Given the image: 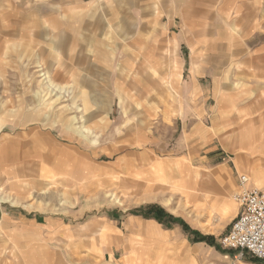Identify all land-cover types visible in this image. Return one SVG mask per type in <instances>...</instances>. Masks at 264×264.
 <instances>
[{
    "label": "rangeland",
    "instance_id": "374dc122",
    "mask_svg": "<svg viewBox=\"0 0 264 264\" xmlns=\"http://www.w3.org/2000/svg\"><path fill=\"white\" fill-rule=\"evenodd\" d=\"M249 54L264 0H0V191L17 199L0 200V264H264L219 242L237 173L264 185V151L224 122L232 67L233 89L252 75L232 56ZM154 162L197 171V199H145Z\"/></svg>",
    "mask_w": 264,
    "mask_h": 264
},
{
    "label": "crops",
    "instance_id": "0c3cea01",
    "mask_svg": "<svg viewBox=\"0 0 264 264\" xmlns=\"http://www.w3.org/2000/svg\"><path fill=\"white\" fill-rule=\"evenodd\" d=\"M230 1L232 3L233 0ZM5 33H7V31H5ZM172 42L175 43L176 40H172ZM111 56L113 57V54ZM231 60L244 62L245 69L243 70V72L248 73L249 76L250 74L252 75L249 77V79H246V81H242V89H233L235 86V79L233 75L238 73V70L236 66L232 67L233 69L230 72L232 81L229 83L232 86V90L231 95L228 98V103L225 105L226 112L224 114V122L226 124H228L229 122V124H233L235 121L239 122V125L241 126L240 133L237 135L238 137L235 140H237L236 144L242 146V149L245 148L242 145L244 142L246 145L247 143L253 144V142H256L257 144L254 145V149L264 151V54L234 55L232 56ZM255 72L262 76H253ZM43 75L44 76L42 83L44 89L51 94L56 89L55 87L51 86L49 76L46 75V73H43ZM58 77L60 78L61 76L58 74ZM145 84L143 83L141 87L145 96H147L148 91H150L153 86L156 89L155 95H159L162 92L160 83L158 81H155L153 84L150 83L149 85L147 82H145ZM225 84H228V82H225ZM52 97L58 99L57 94H53ZM158 102H160V100L157 101V103ZM235 103H239L237 108L235 107ZM156 108L157 106H151L148 109H144L146 116H150L151 111ZM235 109L238 110V112H234ZM81 132H85V130L83 129L81 130ZM146 135L144 132H142V129L136 128L133 136L137 139V142H139L140 144H144ZM222 145L223 148L229 152L236 151L235 147L231 145H227L225 143H222ZM238 153L239 154H237V157L239 159L243 158L244 151H238ZM139 174H142V193L145 195V199L150 198L147 194L157 190H159V194L161 195L168 193H181L185 201H189L190 199L194 201L197 199V188L199 185L198 172L192 170L188 165L176 164V166L173 167L167 164L163 165L161 162H154L151 163L149 167L141 169ZM239 174L241 173H237V177ZM131 182L132 184L130 185H133V187H140V184L134 183V180H132ZM250 184L264 190V185L261 186L260 177L256 180V183L251 182L250 177ZM0 194L1 201H8L12 205L17 204V199L15 196L3 195L1 191ZM233 203V200H223L217 208V214L219 215L217 219L221 220L226 214L229 206L234 205ZM210 208L212 211V206ZM233 218L230 220L229 224L231 223ZM126 248L130 247L126 246ZM226 250L236 253L234 250Z\"/></svg>",
    "mask_w": 264,
    "mask_h": 264
},
{
    "label": "built area",
    "instance_id": "2783aa9c",
    "mask_svg": "<svg viewBox=\"0 0 264 264\" xmlns=\"http://www.w3.org/2000/svg\"><path fill=\"white\" fill-rule=\"evenodd\" d=\"M238 205L228 231L220 237V245L234 250L235 257L245 254L264 260V190L250 184V177L241 173L233 194Z\"/></svg>",
    "mask_w": 264,
    "mask_h": 264
},
{
    "label": "trees",
    "instance_id": "16d2710c",
    "mask_svg": "<svg viewBox=\"0 0 264 264\" xmlns=\"http://www.w3.org/2000/svg\"><path fill=\"white\" fill-rule=\"evenodd\" d=\"M156 208L158 209V211L150 208L145 214H146V216H153L158 221H162L161 218L166 214V212H165V210H163V209H161L159 207H156ZM207 238H209V237H202L201 239H197L196 241L207 240Z\"/></svg>",
    "mask_w": 264,
    "mask_h": 264
},
{
    "label": "bare ground",
    "instance_id": "6f19581e",
    "mask_svg": "<svg viewBox=\"0 0 264 264\" xmlns=\"http://www.w3.org/2000/svg\"><path fill=\"white\" fill-rule=\"evenodd\" d=\"M0 197H1V194H0ZM0 200H1V198H0Z\"/></svg>",
    "mask_w": 264,
    "mask_h": 264
}]
</instances>
